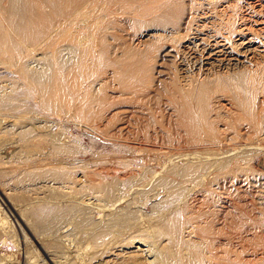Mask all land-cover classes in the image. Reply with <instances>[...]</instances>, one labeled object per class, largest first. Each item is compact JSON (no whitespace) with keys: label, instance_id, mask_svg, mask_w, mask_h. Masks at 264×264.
I'll list each match as a JSON object with an SVG mask.
<instances>
[{"label":"rangeland","instance_id":"obj_1","mask_svg":"<svg viewBox=\"0 0 264 264\" xmlns=\"http://www.w3.org/2000/svg\"><path fill=\"white\" fill-rule=\"evenodd\" d=\"M244 1L219 4L239 12ZM257 20L246 24L264 50ZM115 26L93 53L104 74L79 91L86 107L52 82L50 98L36 85L28 97L22 75L0 65V264H264V108L261 129L246 134L251 122L225 94L203 115L164 95L130 101L144 74L126 65L156 27ZM40 45L31 69L48 58Z\"/></svg>","mask_w":264,"mask_h":264},{"label":"bare ground","instance_id":"obj_2","mask_svg":"<svg viewBox=\"0 0 264 264\" xmlns=\"http://www.w3.org/2000/svg\"><path fill=\"white\" fill-rule=\"evenodd\" d=\"M220 1L0 0V65L13 67L19 76L22 75L28 97L34 93L36 95L39 87V91L42 93L43 90L44 95L49 93L50 98L52 94L50 89L48 91L49 87L48 92L45 89L46 85L52 82L60 86H58L59 91L62 87L61 92L65 90L63 93L75 96L73 104L81 103L89 97L86 95L87 92L80 94L81 88L92 86L97 81L96 77L101 76L105 71L99 68L103 65V60L99 58L100 56L96 58L94 55L98 45L99 48H103L100 37L113 35L115 24L120 18L130 20L132 17L138 23L156 28L145 34L148 40L141 39L144 40L142 43L144 48L138 54L132 53L133 62L126 65L131 72L144 74L141 80L137 79L138 82L130 86V101L143 104L155 95H164L170 106L177 108L178 104L188 109H196L201 112L200 115H203L208 114L201 110L208 106L211 99L225 94L236 98L238 104L241 103L240 112L236 111L240 114L241 120L246 119L251 122L252 129L246 128L244 131L247 134L255 131L262 124L264 57L261 55L264 50H261L260 47L263 46L258 44L250 32L251 23L249 22V25L246 23L250 19L257 20L259 14H264V0L244 1L242 5L238 3L239 12L228 5L223 7L219 4ZM220 6L223 7L222 13L218 11ZM37 45L44 49V58L48 57L47 60L42 58L45 62L40 61L43 62L41 70L31 69L29 62L32 55H34L32 62L37 60V54L32 49ZM33 85L37 86L35 91ZM67 95L63 97L68 100ZM259 95L263 99L259 100ZM42 96L39 94V99L42 100ZM57 97L53 96L56 100ZM46 98L43 100L49 99ZM68 105L69 108L70 104ZM82 109V113L85 112L86 115L85 110L88 108L82 107ZM206 125L211 129V125ZM191 172L193 171L184 169L180 174L189 178ZM219 230L220 233L223 232L222 229ZM211 242L212 246H215L216 240L213 239ZM235 260L236 257L233 261ZM189 264H199V262L193 259Z\"/></svg>","mask_w":264,"mask_h":264}]
</instances>
